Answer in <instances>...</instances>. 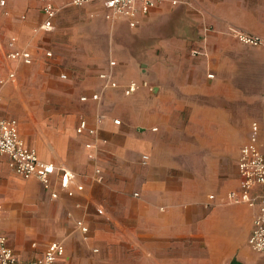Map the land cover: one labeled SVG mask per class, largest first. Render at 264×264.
I'll list each match as a JSON object with an SVG mask.
<instances>
[{
    "label": "crops",
    "instance_id": "1",
    "mask_svg": "<svg viewBox=\"0 0 264 264\" xmlns=\"http://www.w3.org/2000/svg\"><path fill=\"white\" fill-rule=\"evenodd\" d=\"M197 1L200 0H188L183 9L189 10V5L194 6ZM239 1L254 2L256 13L249 14V18H254V28L246 32L259 36L264 43V0ZM71 2L69 0V5L74 6ZM37 3L40 12L30 10L27 13L0 3L12 25L7 53L10 40L16 38L14 48H25L33 56L31 64L7 57L19 65L31 66L38 59L37 53L27 47L30 30L40 27L46 19L42 0ZM55 3L59 12L53 29L60 14L57 0ZM176 5L178 3L173 4V0L159 1L148 13L139 15L135 28L125 19L109 20L102 0L80 6L92 18L95 25L91 27L94 29L91 33L95 35L89 37L84 28L85 35L79 37V41L63 43L68 51L80 50V58L73 62L80 69L76 72L71 68L59 74L60 79L70 83L73 89L58 92L62 93L66 104L58 109L55 105L49 107L47 125H41L30 138L22 121L5 113V109L9 111V101L3 85L15 80L17 71L9 69L0 75V80H6L0 83V118H16L21 137L29 147L36 149L40 159L71 174L68 189L61 186L60 171L51 175V187L47 189L38 178H25L16 173L9 165L8 156L0 155L1 226L20 261L37 259L44 255L51 242L61 241L66 250L59 264H78L77 258L87 256L106 261L103 264H264V254L252 249L239 250L244 242L249 245L259 202L254 205L222 202L230 208L226 218L218 212L221 201H217V194H208L207 185L197 187L196 174L188 169V165L193 164L191 147L196 142L191 131L195 114L200 111L214 114L211 124L203 128L209 126L220 130L214 140L218 149H228L233 136L227 130L235 128L226 117L216 119L215 114L226 113L225 105L215 102L201 105L193 102V97H210L221 85L224 95L230 97L232 84L229 75L226 76L230 70L217 63L207 75L198 79L181 76L184 72L189 74L190 70L186 71L185 66L178 63L174 68L176 75L169 76L173 70L163 62V53L170 60L184 58L187 38L192 36L191 28L183 24L175 28L163 26V15ZM192 14L198 15L194 10ZM102 19L108 23L100 27L97 23ZM193 34L196 39L200 38L194 30ZM196 43L200 46L193 50L208 57L210 51L206 41ZM47 52L52 55L48 56ZM45 55L47 59L54 58L52 50H46ZM113 60L115 66L110 65ZM75 72L78 74L74 75ZM103 72L113 74L116 87L106 85L100 77ZM10 73L15 74L13 79L9 78ZM244 73L260 82L258 88L264 91L262 55ZM133 80L140 83V88L127 95L125 88ZM95 93L100 94L99 101L91 99ZM82 96L89 99L82 101ZM17 116L21 120L22 116ZM83 118L89 128L97 130L96 136L88 130L77 133L76 128ZM255 121L261 128L260 145L264 151L263 127L260 121L253 120L248 136L238 150L236 193L240 192L238 157ZM96 139L98 150L95 157H91L86 144ZM144 155L149 156L147 162L143 160ZM97 168L102 171L101 181L95 177ZM142 176L140 181H133ZM54 191L58 193L56 198L52 196ZM68 191L73 195H68ZM261 192V186H255L251 191L253 196ZM152 193L156 194V201L150 200ZM24 196L37 201L28 208L31 212L24 218L37 231L31 245L14 240L9 232L10 226L24 220L18 218L16 221L14 213L17 200ZM208 198L213 200L211 209ZM227 219L242 226L238 236L231 227L233 223ZM78 220L88 227L86 234L77 226Z\"/></svg>",
    "mask_w": 264,
    "mask_h": 264
},
{
    "label": "rangeland",
    "instance_id": "2",
    "mask_svg": "<svg viewBox=\"0 0 264 264\" xmlns=\"http://www.w3.org/2000/svg\"><path fill=\"white\" fill-rule=\"evenodd\" d=\"M60 7L59 19L57 26L53 30H44L39 26L32 28L28 33L27 47L32 48L38 55V59L31 66L19 65L7 58V41L9 37V16L4 14V9L0 5V75L6 74L9 69L17 71L15 80L7 81L3 86L6 88L7 100V116L17 117L26 128L29 138L32 137L35 130L41 125H47L46 118L49 114V107L56 106L60 108L66 104V100L59 91L72 90L73 87L61 80L59 74L63 70L74 69L79 71L80 66L73 63L80 58V50L68 51L63 43L71 40L79 41V37H83L84 28L88 31L89 37L95 35L91 27L95 24L89 17L84 8L69 5V0H57ZM10 9H21L23 12L39 11L37 0H6ZM34 3V6L32 5ZM188 0H179L178 5L173 6L163 15V26L175 28L179 24H183L191 28L190 36L187 38L188 44L184 50V58L178 60H170L163 53V62L173 71L170 75H176L174 68L178 63L185 66L187 72L181 73V76L190 75L194 80L203 74L207 75L213 64H220L222 67L229 69V78L231 80V96L224 95L223 85L215 88L212 96H196L193 102L201 105L207 103L219 104L226 106V113L215 114L216 119H226L235 126L233 129L227 130L231 132L228 149H218L215 144L217 132L220 130L203 128L214 120V114L210 112H202L195 114L193 118V137L196 142L192 145L193 152L192 165H188L189 170H193L197 177L195 183L197 187L207 185L210 193L217 194V201H221L218 206V212L227 218L230 208L222 202H231L229 194L237 191L236 183V159L238 150L248 136L250 124L253 120L261 122L263 127L264 142V91L259 90L260 82H257L252 75L244 73L249 67H253L260 55L264 57V43L260 45H252L244 43L236 36V31L242 30L246 32L253 31L254 18H249V14H255L252 1H233V0H200L196 5H189L188 9L183 6L188 5ZM179 6V7H178ZM193 10L198 15H193ZM79 11V12H76ZM108 22L103 20L98 22V26L103 27ZM125 24V23H122ZM194 33L200 38L196 39ZM174 33L172 32V35ZM193 37V38H192ZM200 39V40H199ZM198 41H206L210 54L208 57L204 55L194 54L193 48L200 46ZM33 44L31 47L30 45ZM160 48V47H159ZM46 50H52L54 58L47 59ZM164 52V51H163ZM74 73L77 75L78 73ZM4 99V98H3ZM57 108V109H58ZM10 112L11 114H9ZM21 115L20 117L17 116ZM142 177L133 178L138 182ZM151 201H156V194H149ZM209 208H212L209 199ZM18 206L14 210L16 221L18 218H25L30 213L28 209L37 201L30 196H24L17 200ZM159 211L163 213L161 206ZM24 215V216H23ZM232 229L238 232L242 229L241 225H236L230 221ZM234 225V226H233ZM11 236L14 240H20L23 244H32L37 235L35 227L26 222H22L10 226ZM240 233V232H239ZM242 249L251 250L247 242L243 243ZM94 254V253H93ZM95 255V254H94ZM104 259V258H103ZM106 261H100L96 256H87L77 258L78 264H103Z\"/></svg>",
    "mask_w": 264,
    "mask_h": 264
},
{
    "label": "built area",
    "instance_id": "3",
    "mask_svg": "<svg viewBox=\"0 0 264 264\" xmlns=\"http://www.w3.org/2000/svg\"><path fill=\"white\" fill-rule=\"evenodd\" d=\"M100 0H72L74 6H84L88 3ZM107 8L106 17L109 20L125 19L129 26L135 28L139 23V15L148 13L161 0H102ZM1 5H6L5 0H1ZM177 0H173V4H177ZM42 11L46 19L40 25L41 29L52 30L54 28V19L56 18L59 8L55 0H42ZM238 39L244 43L252 45H260L263 40L254 34L238 30L236 31ZM16 38H12L9 42L10 50L7 57L12 60L31 64L33 56L27 49L14 48ZM194 54H199V50H193ZM48 56L52 52H47ZM111 66L116 65V61L110 62ZM209 76H213L210 74ZM14 73L9 74V78L13 79ZM66 78V74L62 75ZM100 77L105 80L107 86L116 87L117 82L113 78L111 72H103ZM6 80H0L4 83ZM146 85V82H143ZM140 88V83L131 81L125 88V93L130 95ZM87 96H82V101H87ZM95 101L100 100V94L95 93L91 96ZM2 98L0 95V106ZM116 123H120L119 119H115ZM85 130L91 135H97L95 128H89L86 119H81L76 131L82 134ZM261 128L258 122H253L251 126L250 136L248 141L241 148L238 157V171L240 175V192H231L229 197L233 202H246L250 205L259 202V210L254 219V228L249 239V245L255 252L264 254V151L260 145ZM98 139L87 142L86 146L90 150V156L95 157L98 150ZM0 155H6L9 158L10 167L18 174L25 178L36 177L43 183L45 188L51 187V175L56 171L61 173V186L68 189L70 172L62 167L52 163L45 162L40 159L36 149L29 147L19 133V123L16 118H0ZM149 159L148 155L143 156L144 162ZM95 177L102 180V171L96 169ZM255 186H261L262 192L259 195L253 196L251 191ZM68 195L72 196L73 192L68 191ZM53 197H58L57 192H52ZM214 198V195H210ZM2 203L0 202V211ZM77 226L86 234L88 227L82 220L77 221ZM65 245L61 241L51 242L44 255L30 261H20L13 247L9 243V238L3 227L1 226L0 218V264H59V259L65 254Z\"/></svg>",
    "mask_w": 264,
    "mask_h": 264
},
{
    "label": "water",
    "instance_id": "4",
    "mask_svg": "<svg viewBox=\"0 0 264 264\" xmlns=\"http://www.w3.org/2000/svg\"><path fill=\"white\" fill-rule=\"evenodd\" d=\"M161 51V50H160ZM162 52V51H161Z\"/></svg>",
    "mask_w": 264,
    "mask_h": 264
}]
</instances>
